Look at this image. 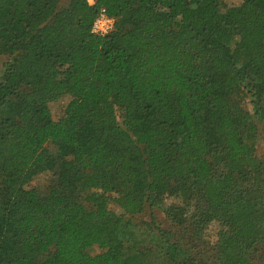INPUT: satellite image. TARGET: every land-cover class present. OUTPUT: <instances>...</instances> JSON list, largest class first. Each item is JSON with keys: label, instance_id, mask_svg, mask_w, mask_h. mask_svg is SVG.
Wrapping results in <instances>:
<instances>
[{"label": "trees", "instance_id": "16d2710c", "mask_svg": "<svg viewBox=\"0 0 264 264\" xmlns=\"http://www.w3.org/2000/svg\"><path fill=\"white\" fill-rule=\"evenodd\" d=\"M0 54V264H264V0H0Z\"/></svg>", "mask_w": 264, "mask_h": 264}, {"label": "rangeland", "instance_id": "374dc122", "mask_svg": "<svg viewBox=\"0 0 264 264\" xmlns=\"http://www.w3.org/2000/svg\"><path fill=\"white\" fill-rule=\"evenodd\" d=\"M223 6H235L239 5L241 3V0H221ZM9 57L4 54H0V70L2 68V64L4 61H6ZM71 97L69 95H64L61 98H59L56 101H53L50 103V109L52 112V115L54 119L58 120L60 119L64 113L65 109L70 102ZM244 106L246 109L252 112V104L249 99H246ZM257 153L260 156H264V138L261 134L258 136V142H257ZM51 177L50 172H44L42 174H39L34 180H32L28 187L29 188H37L41 191H45L47 189V185L49 183V179ZM176 200L173 197H168L166 202L168 204H171L175 202ZM110 209L117 212L118 214H122L123 210L116 205L115 203L110 204ZM156 216L162 223L166 226L169 225V221L165 218L164 214L161 211H156ZM152 215V211L149 208H146L144 211L137 213V214H126V217L129 218L134 223H141L142 221L149 220ZM217 232H218V223L212 222L210 226L207 229V236L210 239V241L213 243L217 240ZM103 249L99 246H94L90 248L89 252L92 254L100 253Z\"/></svg>", "mask_w": 264, "mask_h": 264}, {"label": "built area", "instance_id": "2783aa9c", "mask_svg": "<svg viewBox=\"0 0 264 264\" xmlns=\"http://www.w3.org/2000/svg\"><path fill=\"white\" fill-rule=\"evenodd\" d=\"M89 1L90 3H94L95 0ZM116 21L117 19L111 16L105 8H101L93 21L91 32L96 35L105 36L115 28Z\"/></svg>", "mask_w": 264, "mask_h": 264}]
</instances>
